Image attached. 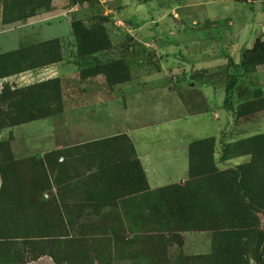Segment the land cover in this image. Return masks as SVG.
<instances>
[{
    "label": "rangeland",
    "instance_id": "374dc122",
    "mask_svg": "<svg viewBox=\"0 0 264 264\" xmlns=\"http://www.w3.org/2000/svg\"><path fill=\"white\" fill-rule=\"evenodd\" d=\"M20 8L12 0H0V55L54 39L60 40L65 55L59 63L24 71L0 83V89L7 84L18 90L41 79L58 77L61 81L60 102L52 103L47 115L0 131L8 157L5 161L15 162L19 195L27 205L25 213L19 212L34 211L47 231L28 236L32 243L24 237L8 240L13 244L11 252L19 250L22 263L49 257V251H56L43 241L49 240L43 238L50 232L51 242L62 245L57 252L63 264H217V257L212 263L209 259L211 233H195L201 223L198 218L161 216L157 197L150 193L129 196L133 190L124 176L111 177L106 183V174L99 175L105 168L99 161L104 158L87 154L89 144L73 145L116 136L125 127L138 130L132 134L135 144L140 141L157 147H179L216 133L215 165L228 167L218 161L221 141L231 143L264 133V115L259 112L235 120L221 104L218 117L213 118L218 123L215 126L210 115L193 113L200 101L194 104L191 98H201L200 80L219 88L218 102L225 98L222 91L227 92L233 79L230 98L234 102L264 91V65L252 68L239 55L256 38L263 39L264 0H51L48 14L41 16L47 11L44 8L14 21ZM71 23L90 31L100 24L109 49L81 56ZM230 54L237 59L231 64L240 71L232 68ZM112 61L120 62L125 82L109 87L100 75L102 87L90 82L91 77L83 78L89 66ZM192 77L199 78L192 81ZM214 94L212 87L203 98ZM183 114L186 118L178 119ZM54 151L61 154L47 159L46 154ZM128 154L132 156L131 150ZM177 154L179 160L173 161V156L169 164L180 170L183 164L185 172L187 159ZM166 164L157 167V172H163L161 179L169 175ZM58 167L61 172L52 171ZM91 181L95 185L86 189L84 184ZM7 209L0 208L1 217ZM257 221L253 239L256 232L264 231V214H257ZM4 229L13 236V229L5 225ZM190 232L195 235L186 236ZM80 253L82 258L77 261L74 255Z\"/></svg>",
    "mask_w": 264,
    "mask_h": 264
},
{
    "label": "trees",
    "instance_id": "16d2710c",
    "mask_svg": "<svg viewBox=\"0 0 264 264\" xmlns=\"http://www.w3.org/2000/svg\"><path fill=\"white\" fill-rule=\"evenodd\" d=\"M50 3L51 0H12L13 6H21L13 19L21 21L26 17L34 16L37 10L44 8L47 10ZM25 11L27 12L23 15ZM6 23L9 21L6 20ZM78 26L71 23L75 40L80 41L77 48L81 56H89L109 49L110 43L100 24L91 28V31ZM61 45L60 40L54 39L0 55V79L61 62L65 55ZM241 55L242 59L245 58L242 62L252 68L264 65V36L263 39L256 38L252 47L244 49ZM8 59L11 61L12 70L7 64ZM232 62L231 59L230 64ZM231 66L234 70L240 71L239 66L233 64ZM91 67L89 66L90 69L82 73L83 78L103 75L109 87L126 80L118 61L107 64L98 63L95 67ZM232 82L234 79L226 88L228 93L225 92L224 107L234 114V119L259 112L264 115V91L259 90L253 97L239 100L237 103L230 98ZM60 83V79L54 77L18 90L11 89L7 84L1 86L0 131L47 115L52 103L60 102ZM4 106H7V109ZM52 109L55 111L57 107ZM87 144H89L87 154L91 157L99 155L104 158L99 161L100 166L105 167L102 168L103 172L97 171L100 172L99 175L106 174V183L111 180V177L124 176L133 190L128 195L153 194L158 199L156 207L161 216L171 214L183 218L191 215L198 218L197 221L201 223H195L197 224L196 232L207 231L212 236V251L209 255L211 263L214 262V257H217V264H264V231L256 232L255 238L252 237L258 224L257 214H264V133L250 135L231 143H223L222 140L218 161L228 165L222 169L215 165V137L191 141L188 144L186 179L181 183L168 184L154 190L149 189L147 185L144 171L136 156H133L134 148L127 135L118 134L98 142H87L84 145ZM4 145L0 140V208L8 206L5 212L7 215L4 217L0 215V261L20 264L22 257L19 250L11 252L13 244L8 240L24 237L32 243L28 236L32 234L37 237L40 234L44 235L47 231L40 225V219L36 217L34 211H32L33 214L27 215L20 213L23 210L25 213L27 205L21 201L22 196L19 195L16 164L12 160L5 161L8 157L5 156L7 153L3 149ZM95 145L98 147L97 150ZM128 150H131L132 156L128 154ZM105 153L107 157L103 155ZM60 154V151H54V153H47L46 158L50 159L54 156V159H57ZM239 157H247V160L229 166L230 161ZM61 168H52V171L57 170L59 173ZM11 193H14L15 197ZM4 225L7 229L14 230L13 236L9 237L4 233L6 231ZM51 237L49 232L43 238L49 240L43 241L45 245L50 243L56 251L51 250L47 255L54 264H63V260L58 256L61 253L57 252L62 245L51 242ZM82 255V253L76 254L74 258L80 261ZM249 255H251L250 258H248ZM26 263L27 261L22 264Z\"/></svg>",
    "mask_w": 264,
    "mask_h": 264
},
{
    "label": "crops",
    "instance_id": "0c3cea01",
    "mask_svg": "<svg viewBox=\"0 0 264 264\" xmlns=\"http://www.w3.org/2000/svg\"><path fill=\"white\" fill-rule=\"evenodd\" d=\"M49 12L40 13V14H42L41 16H43L46 13L48 14ZM50 18H53V17H50ZM259 18H260V20L263 19V12L261 11V9L259 10ZM49 23L50 22H48L47 24L49 25ZM232 47L233 46H231V50H232ZM18 48L16 47V48H14L12 50L10 49L9 51H13V50L18 49ZM239 55L241 57V51L239 52ZM230 56L233 58L232 59L230 57L232 59V61H234V63H236L237 59L234 56H232L231 54H230ZM18 75H22V73L2 78V79H0V83L2 81H6V79L15 78ZM100 77L101 76L91 77V78H89V81L90 82H95L94 85H96V86L97 85L98 86H102L103 81L101 79L98 80ZM197 78H199V77H197ZM197 78L196 77H192L191 80L192 81H196ZM202 79H204V78H202ZM42 80H45V79H41L40 81H42ZM212 87L215 90V94H216V95L214 94L215 97H213V98H203L204 96H206L207 91L209 89H211ZM197 88L200 89L201 98H191V101L194 104H197L200 101V106H196V109H195L196 111H194L193 113H196V114L204 113L203 117H208V115H210L211 119H212V123L215 124V126H217L216 124H218V123L214 122V119H216L218 117L217 116V111L220 112V110H222L219 106L222 104V108L224 107L223 105H224L225 98L221 97L222 98L221 102H218L219 98L217 97V94H218V89L219 88L214 87L207 80L198 81L197 82ZM222 93L226 97L225 90L222 91ZM108 102H110L111 105H112V101H108ZM117 118L121 119L122 117H117ZM181 118H186V115L183 114V115H180L178 117V119H181ZM122 120L123 119L120 120L122 123H126V121H122ZM122 129H124V130L121 133H119V134L127 135V137L129 138L131 144L133 145L134 154H135L134 156H136V158L138 159L139 163L141 164V167H142V169L144 171V174H145V177H146V182H147V185H148L149 189L154 190L156 188H159V187H162V186H165V185H168V184L181 183V182H183L186 179V177H187V168H188V144L191 141L187 142L186 145H182L181 144V145H179V147L174 145V144H162V145H158V147L155 146L154 144L147 146V142H140V141H139V143H136L137 144L136 145L133 142V140H132L133 139V135L132 134H134V132L138 131V130L136 128L135 129H131L130 127H125V128H122ZM215 132H217V130ZM210 137H216V133H215L214 136H210ZM88 142H91V141H88ZM85 143H87V142H85ZM85 143L78 144V145H73V146H82ZM168 145H170V146H168ZM177 152L181 155V159H184V158H185V160L187 159L185 172H183V164H182L181 170L178 167H176L175 165H173V163L169 164V162H171V157H173V156H174L173 161L179 160L180 156L177 154ZM246 160H247V157H239V158H236V159H234L233 161H230V162H232V163H242V162H244ZM163 162L164 163L167 162L165 167H166L167 173L169 175L168 176L165 175V177H163L161 179L159 176L161 174L163 175V172L161 171L162 169H160L161 172H157L156 170H157V167ZM177 168H178V172L176 173ZM0 183H1V181H0ZM84 185H85V188L87 189L88 187L94 186L95 183H93L91 181V182H87ZM205 232L204 231H200V232H195V233L203 234ZM189 235H195V234L191 233V232L190 233H186V236H189ZM206 253H203V254H206ZM26 264H54V263H53V261H52V259L50 257H43L41 259H38L37 261H32V262H29V263H26Z\"/></svg>",
    "mask_w": 264,
    "mask_h": 264
}]
</instances>
